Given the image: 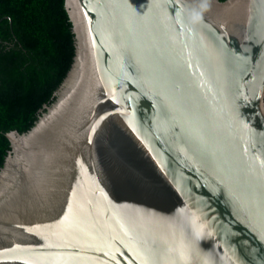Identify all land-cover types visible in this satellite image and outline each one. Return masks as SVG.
Returning <instances> with one entry per match:
<instances>
[{"label": "water", "instance_id": "95a60500", "mask_svg": "<svg viewBox=\"0 0 264 264\" xmlns=\"http://www.w3.org/2000/svg\"><path fill=\"white\" fill-rule=\"evenodd\" d=\"M64 5L71 67L6 134L0 264H264V0Z\"/></svg>", "mask_w": 264, "mask_h": 264}, {"label": "trees", "instance_id": "16d2710c", "mask_svg": "<svg viewBox=\"0 0 264 264\" xmlns=\"http://www.w3.org/2000/svg\"><path fill=\"white\" fill-rule=\"evenodd\" d=\"M74 51L64 0H0V168L10 151L6 134L32 128Z\"/></svg>", "mask_w": 264, "mask_h": 264}]
</instances>
